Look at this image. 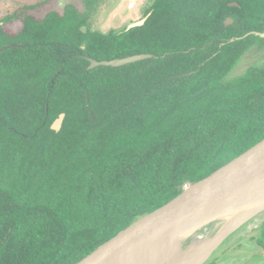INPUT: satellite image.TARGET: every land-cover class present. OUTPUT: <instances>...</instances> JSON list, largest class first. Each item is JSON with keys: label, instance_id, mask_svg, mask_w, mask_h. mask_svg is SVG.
<instances>
[{"label": "trees", "instance_id": "1", "mask_svg": "<svg viewBox=\"0 0 264 264\" xmlns=\"http://www.w3.org/2000/svg\"><path fill=\"white\" fill-rule=\"evenodd\" d=\"M98 2L0 17V264H76L264 139V63L226 79L264 0H151L107 32ZM252 238L264 258V222Z\"/></svg>", "mask_w": 264, "mask_h": 264}, {"label": "water", "instance_id": "2", "mask_svg": "<svg viewBox=\"0 0 264 264\" xmlns=\"http://www.w3.org/2000/svg\"><path fill=\"white\" fill-rule=\"evenodd\" d=\"M147 16L127 28L140 26ZM231 21L228 20L227 24ZM264 38V32L251 31ZM233 40V39H231ZM151 57L134 54L96 61L97 66L119 67ZM65 114H59L51 128L59 131ZM264 210V139L221 166L205 178L186 186L164 205L143 215L100 245L76 264H112L125 253H143L158 245H173L189 234L214 224V246L191 264H202L238 226Z\"/></svg>", "mask_w": 264, "mask_h": 264}, {"label": "rangeland", "instance_id": "3", "mask_svg": "<svg viewBox=\"0 0 264 264\" xmlns=\"http://www.w3.org/2000/svg\"><path fill=\"white\" fill-rule=\"evenodd\" d=\"M69 3L80 10L84 9L83 0H0V17L9 18V21L4 23L6 30L16 31L21 26L24 14L40 18L51 10L61 12ZM150 5L151 0H99L90 18L89 27L102 32L122 29L145 18V10ZM262 63L264 44H255L239 59L226 79L233 80L244 74L250 66H259ZM263 222L264 210L238 226L202 264H264V258L257 252L252 238L258 233ZM214 228L212 224L205 227V230L211 235Z\"/></svg>", "mask_w": 264, "mask_h": 264}, {"label": "bare ground", "instance_id": "4", "mask_svg": "<svg viewBox=\"0 0 264 264\" xmlns=\"http://www.w3.org/2000/svg\"><path fill=\"white\" fill-rule=\"evenodd\" d=\"M217 228L211 235L204 227L173 245L153 246L138 254L125 253L116 258L112 264H191L214 246L212 237Z\"/></svg>", "mask_w": 264, "mask_h": 264}, {"label": "flooded vegetation", "instance_id": "5", "mask_svg": "<svg viewBox=\"0 0 264 264\" xmlns=\"http://www.w3.org/2000/svg\"><path fill=\"white\" fill-rule=\"evenodd\" d=\"M244 257H245V255H244ZM245 259H247V258H245Z\"/></svg>", "mask_w": 264, "mask_h": 264}, {"label": "built area", "instance_id": "6", "mask_svg": "<svg viewBox=\"0 0 264 264\" xmlns=\"http://www.w3.org/2000/svg\"><path fill=\"white\" fill-rule=\"evenodd\" d=\"M185 187H186V186H185ZM185 187H184V188H185Z\"/></svg>", "mask_w": 264, "mask_h": 264}]
</instances>
